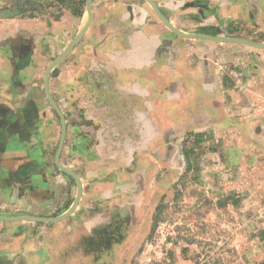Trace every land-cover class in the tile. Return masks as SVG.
I'll return each instance as SVG.
<instances>
[{"label":"crops","instance_id":"crops-1","mask_svg":"<svg viewBox=\"0 0 264 264\" xmlns=\"http://www.w3.org/2000/svg\"><path fill=\"white\" fill-rule=\"evenodd\" d=\"M151 1L0 4V264L126 263L185 165L237 170L264 249V47L188 36L264 44V0Z\"/></svg>","mask_w":264,"mask_h":264},{"label":"rangeland","instance_id":"rangeland-1","mask_svg":"<svg viewBox=\"0 0 264 264\" xmlns=\"http://www.w3.org/2000/svg\"><path fill=\"white\" fill-rule=\"evenodd\" d=\"M87 1L0 0V4L31 9L32 15L51 10L56 13L67 11L81 17L79 29L82 31L91 17L86 9ZM95 2L90 0L91 9ZM84 13L88 14L87 22H83ZM245 46L253 50L243 57L252 67L253 61L249 58L256 48ZM208 155L204 151L201 155L196 154V163L209 164ZM206 170L197 180L191 181L192 172L183 166L182 174L170 184L167 198H162L151 216L150 230L141 245L124 264H256L255 256L264 251L256 245L255 232L263 215L258 214L253 203L246 201V196L238 189H229L216 180L224 174L236 179L237 170L229 172L217 166Z\"/></svg>","mask_w":264,"mask_h":264},{"label":"water","instance_id":"water-1","mask_svg":"<svg viewBox=\"0 0 264 264\" xmlns=\"http://www.w3.org/2000/svg\"><path fill=\"white\" fill-rule=\"evenodd\" d=\"M151 4H152V1L151 0H148ZM86 9L88 10V12H90L91 14V5H90V0L87 1V4H86ZM156 10V8H155ZM157 14L160 16V18L166 23V25L172 29L173 31H176V29L171 25L169 24L168 21H166V19L156 10ZM188 36H200V37H203V38H209V39H213V40H216V41H229V42H239V43H242V44H247V45H251V46H254V47H264V44H261V43H257V42H253V41H249V40H245V39H240V38H234V37H212V36H208V35H204V34H193V35H188ZM78 37H76L72 44L67 48L65 49L64 52H67L68 50H70L73 45L78 41ZM50 69H48L46 71V74H45V84L47 85V78H48V73H49ZM46 89H47V86H46ZM48 94V93H47ZM49 96V99H50V102L51 104L53 105V107L55 108V110L58 112L59 116H60V120H61V128H62V133H61V139H60V147L62 145V142H63V135H64V121H63V115H62V112L60 111V109L58 108V106L55 104V102L52 100L51 96L48 94ZM60 149V148H59ZM63 168V167H62ZM65 170H67L66 168H63ZM69 171V170H67ZM71 172V171H69ZM71 174L76 178V180L78 181L77 177L71 172ZM22 217V216H20ZM2 218V217H0ZM11 219H16V217H13ZM57 218H55L56 220Z\"/></svg>","mask_w":264,"mask_h":264}]
</instances>
